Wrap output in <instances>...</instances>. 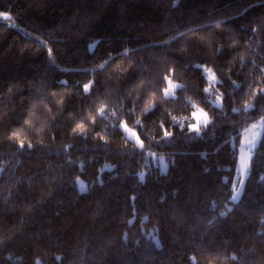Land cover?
<instances>
[{
    "label": "trees",
    "instance_id": "1",
    "mask_svg": "<svg viewBox=\"0 0 264 264\" xmlns=\"http://www.w3.org/2000/svg\"><path fill=\"white\" fill-rule=\"evenodd\" d=\"M0 11L10 14L0 20V264H264V135L232 199L244 129L264 118V0H0ZM202 65L218 77L208 92ZM168 75L185 84L177 111L187 92L214 116L200 131L160 104L134 124L128 98L69 135L97 97L119 99L140 78L159 88ZM52 89L71 90L54 135L32 148L4 139ZM101 129L107 142L93 139Z\"/></svg>",
    "mask_w": 264,
    "mask_h": 264
},
{
    "label": "clouds",
    "instance_id": "2",
    "mask_svg": "<svg viewBox=\"0 0 264 264\" xmlns=\"http://www.w3.org/2000/svg\"><path fill=\"white\" fill-rule=\"evenodd\" d=\"M223 47L218 48L222 49ZM127 50V49H125ZM134 68V63L129 60L127 66L123 68L122 72L117 73L116 79L119 80L127 73L132 71ZM167 76H165V81ZM66 83V82H65ZM85 88L84 91L88 92L91 88ZM154 82L146 78H140L136 83L131 85L126 90V95L119 97V99L113 100L107 96L97 97L92 101V106L85 110V115L83 118L75 120L73 126L69 130L70 136L75 135H86L93 129V125L96 122L98 116L102 115L105 112H110L112 116L118 115L119 108L115 105H119L120 108H123L125 101L128 98L132 99V108L129 111L135 112L134 124L142 123V118L144 115L152 111L158 104L162 105L165 110L169 113V116L172 120L180 122L186 120H193V105H200L201 102L197 101L196 97L191 93H185L184 101L187 102V111H177L175 101L177 99V93H165L166 83L159 88L150 87ZM185 84H178L179 88H184ZM205 92H208V87L204 88ZM71 95L70 89H64L63 91L52 89L48 96L51 97L49 100L47 97H41L39 99H34L29 104V107L26 109L25 116L20 124L14 126L7 134L4 139L13 141L23 148L27 145L29 148L34 147L36 144L45 143V134L50 133L54 135L51 131L52 122L63 111V106L67 97ZM223 102V94L219 95ZM172 103H169V101ZM55 105L56 107L54 108ZM208 111V110H207ZM209 112V111H208ZM3 113H0V119H3ZM69 117H73L74 113H69ZM214 119V116L209 112V123ZM121 123L127 127L128 121L126 117L121 118ZM163 124V121H160ZM183 126V123H181ZM191 127V126H190ZM166 135H171V132H166ZM33 136L35 139H33ZM99 138L107 142L110 137L103 129L99 131H93V139ZM235 259V255L232 256ZM195 259V257H193ZM208 264H217L218 261H223L224 264H227L228 257L210 255L208 258ZM35 264H41L40 257L36 258Z\"/></svg>",
    "mask_w": 264,
    "mask_h": 264
},
{
    "label": "rangeland",
    "instance_id": "3",
    "mask_svg": "<svg viewBox=\"0 0 264 264\" xmlns=\"http://www.w3.org/2000/svg\"><path fill=\"white\" fill-rule=\"evenodd\" d=\"M2 19L5 20L8 18L0 17V20ZM217 81H210V84L214 86L217 83ZM216 104L221 105L222 103L217 102ZM122 128L131 139H134L139 144L141 143V139L135 129H133L129 125L125 127L123 124H122ZM263 135H264V118H260L252 122L251 124H249V126H247L244 129L242 140L241 143L239 144L238 168H237V175L235 180V190L232 196V199L234 201L239 200L244 191L245 184L252 166L253 155ZM159 166L161 171L163 172H166L169 169V161L166 159L165 156H161L159 158ZM78 185L82 191L87 189V184L82 179H78Z\"/></svg>",
    "mask_w": 264,
    "mask_h": 264
},
{
    "label": "snow or ice",
    "instance_id": "4",
    "mask_svg": "<svg viewBox=\"0 0 264 264\" xmlns=\"http://www.w3.org/2000/svg\"><path fill=\"white\" fill-rule=\"evenodd\" d=\"M0 17H7L10 18V14L9 13H2L0 12ZM231 19V18H228ZM211 27L215 28V29H220L222 25L226 24V20L225 19H221V20H217V21H212L211 23ZM194 30H189V32H193ZM99 42H94L93 44H91L89 46V50L94 51L95 47L97 46ZM129 50H125L124 54L127 55ZM49 52H51V49H49ZM105 67L104 64L100 65V68L103 69ZM202 68L205 69L206 75L208 77V80L210 81H217L218 77H217V73L211 68L208 67L206 65H202L200 66ZM166 88H165V93H171V94H176L177 93V89H178V83L175 82L174 78L172 75H168L167 76V80H166ZM85 88L90 87L89 84H85L84 85ZM208 89L209 91L212 90V85L209 84L208 85ZM262 88L261 86H257L255 88L252 89L251 95L248 97V99H246L244 101V106L246 108H251L253 107V102H254V98L255 96L259 93V91H261ZM215 102H220L222 103L221 97L219 95H217L215 97ZM193 118H194V122L191 124V128L195 131H200L201 130V125H207L209 123V112L204 108L201 107L200 105H196L195 106V110L193 111Z\"/></svg>",
    "mask_w": 264,
    "mask_h": 264
}]
</instances>
